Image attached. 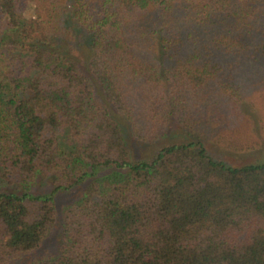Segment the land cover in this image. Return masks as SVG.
Instances as JSON below:
<instances>
[{"label": "trees", "instance_id": "trees-1", "mask_svg": "<svg viewBox=\"0 0 264 264\" xmlns=\"http://www.w3.org/2000/svg\"><path fill=\"white\" fill-rule=\"evenodd\" d=\"M253 74L264 0H0V264H264Z\"/></svg>", "mask_w": 264, "mask_h": 264}, {"label": "rangeland", "instance_id": "rangeland-1", "mask_svg": "<svg viewBox=\"0 0 264 264\" xmlns=\"http://www.w3.org/2000/svg\"><path fill=\"white\" fill-rule=\"evenodd\" d=\"M243 80L245 83H248L249 85L246 90L248 96L244 103V106L247 112L252 116L251 122H252V128H253V133H254L253 135L254 137H257L261 141V143H260V146L254 150H250L246 152H233L231 150L221 148L218 144L214 143L211 140L208 141V149L210 153H212L213 156L217 158H223L230 163H238V162L246 161V160H249L248 162L254 163L257 161H251V160L257 157V155H259L260 157L264 155V134H263V130H261L262 125L258 121V118L260 116L259 108L263 107L264 109V100H263V96H264V85L263 84L264 83L260 81L261 77H258L257 74H253L250 77H245L243 78ZM251 100L255 103L257 102V106L251 107L252 106L250 102ZM173 136L183 137L182 135H173ZM75 195H77V192L62 196L59 199H62V202H69L75 198L74 197ZM58 232H59V227L57 225L55 226L52 233H50L48 239L45 241L42 248L39 250V252L36 253V255H38L39 253L45 252V251L48 252L49 250L50 251L53 250L52 249L53 244H54V241H56V239L58 238ZM33 255L34 254H32L31 256ZM27 262H29V258L28 259L26 258L23 264H26Z\"/></svg>", "mask_w": 264, "mask_h": 264}]
</instances>
